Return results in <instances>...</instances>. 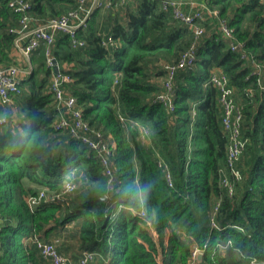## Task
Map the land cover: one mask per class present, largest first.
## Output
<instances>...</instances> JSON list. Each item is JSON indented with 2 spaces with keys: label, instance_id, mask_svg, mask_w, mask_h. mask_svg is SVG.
<instances>
[{
  "label": "trees",
  "instance_id": "16d2710c",
  "mask_svg": "<svg viewBox=\"0 0 264 264\" xmlns=\"http://www.w3.org/2000/svg\"><path fill=\"white\" fill-rule=\"evenodd\" d=\"M28 1L35 22L77 7L75 0ZM207 5L218 14L205 12L195 62L177 70L171 90L164 65L177 61L195 34L162 0H113L78 28L85 44L57 32L50 46L34 50L20 91L0 102V264H53L39 241L68 257L76 247L73 260L92 252L90 264H264V0ZM19 17L0 1V66L28 65L15 44ZM223 19L249 58L231 49ZM48 50L72 77L65 88L90 136L100 131L110 147L112 190L98 152L56 127L70 112L55 104ZM252 57L263 64L259 73ZM213 72L228 75L243 109L242 178L231 194L221 183L229 134ZM164 92L173 107L159 99ZM67 181L76 186L63 200L30 205V196L60 192ZM195 244L204 249L201 261Z\"/></svg>",
  "mask_w": 264,
  "mask_h": 264
},
{
  "label": "built area",
  "instance_id": "2783aa9c",
  "mask_svg": "<svg viewBox=\"0 0 264 264\" xmlns=\"http://www.w3.org/2000/svg\"><path fill=\"white\" fill-rule=\"evenodd\" d=\"M2 1V0H0ZM9 6L15 11L20 13L19 24L20 27L17 31L15 44L17 46L18 54L28 61L27 66L20 65H8L0 66V102L9 103L12 101L13 93L20 91V86L23 78L30 74L32 71L31 56L37 47L41 43L51 45L57 32L67 33L71 36L74 46L85 44L84 40L78 39L77 30L81 26L85 25L89 16L94 12L97 7H109L113 4V0H75L77 7L69 9L65 14L58 17H51L44 22H35L30 14L31 3L28 0H5ZM125 1V0H121ZM164 8L170 9L173 16L187 24H189L195 34V40L192 45L182 53L181 57L174 62L165 63L164 68L167 71V78L165 80V86L168 90H171L173 80L177 70L180 68L190 66L196 59V42L205 33V26L203 20H205V12L218 14L217 9H210L206 4H203L196 8L193 12H188L183 8L182 0H162ZM34 21V22H33ZM221 28L224 34L231 38V49L241 52V58H249L245 43L241 40H237L234 36V29L228 25L226 19L221 21ZM110 37L108 40H104V44H108V41H112ZM48 62L53 67V59L50 51L48 50ZM256 65V71L259 73L263 67V64L252 57ZM72 77L70 74L62 72L59 67V72L55 73L51 82V90L55 96V104L58 108H67L70 115H64L56 123L57 128H69L70 132L76 138L81 139L89 147L95 149L98 155L101 157L106 165V174L110 176L109 182L112 186V170L108 166V154L110 153V147L103 138V134L100 131L96 132V136H90V130H93L89 123L83 118L82 111L77 107V99L74 95L69 94L65 88V83L70 82ZM210 81L216 85L219 89V101L223 107V124L229 134V144L227 150V170L224 171L221 183L228 188L230 194L234 190V181L241 180L242 173L237 168V161L240 158L246 144V139L242 135V121H243V109L237 104L234 97V88L230 83L227 74L222 72H213L210 76ZM264 88V85L262 86ZM159 99L164 101L169 106L171 104V98L168 92L159 94ZM123 118V117H122ZM6 121V117L0 115V123ZM147 132V131H145ZM168 177L170 178L169 174ZM75 183L67 181L60 192L49 193L46 189H41L37 195L30 196L28 201L32 207L43 201H60L64 199V196L73 191ZM218 205L215 206V209ZM145 211L143 215H145ZM212 226L218 227V223L215 220L211 222ZM207 244L205 245V247ZM39 247L45 257L49 258L53 264H90L93 258V253L84 251L82 257L79 260H73L70 257L60 253L57 247L53 243H47L39 241ZM199 245L195 244L193 248V257L195 258L199 252H203Z\"/></svg>",
  "mask_w": 264,
  "mask_h": 264
},
{
  "label": "crops",
  "instance_id": "0c3cea01",
  "mask_svg": "<svg viewBox=\"0 0 264 264\" xmlns=\"http://www.w3.org/2000/svg\"><path fill=\"white\" fill-rule=\"evenodd\" d=\"M182 2H183V8L188 12H193L194 10H196V8H198L199 6L203 4L207 5V0H182ZM68 255L72 258L74 257L76 258L77 256H79V253L76 247H73V249H70L68 252Z\"/></svg>",
  "mask_w": 264,
  "mask_h": 264
},
{
  "label": "water",
  "instance_id": "95a60500",
  "mask_svg": "<svg viewBox=\"0 0 264 264\" xmlns=\"http://www.w3.org/2000/svg\"><path fill=\"white\" fill-rule=\"evenodd\" d=\"M53 63H54V66H53L54 72H55V73L59 72V64H58L56 58L53 59ZM105 197H106V198H105ZM107 198H108V195L106 194V195L104 196V199H107ZM202 257H203V252H199V253L197 254V258H198V260L201 261V260H202Z\"/></svg>",
  "mask_w": 264,
  "mask_h": 264
},
{
  "label": "rangeland",
  "instance_id": "374dc122",
  "mask_svg": "<svg viewBox=\"0 0 264 264\" xmlns=\"http://www.w3.org/2000/svg\"><path fill=\"white\" fill-rule=\"evenodd\" d=\"M20 59H22V57ZM157 256H158V259L159 260H162L163 259V256H164V248L161 245L159 247V252H158Z\"/></svg>",
  "mask_w": 264,
  "mask_h": 264
},
{
  "label": "clouds",
  "instance_id": "9594fccd",
  "mask_svg": "<svg viewBox=\"0 0 264 264\" xmlns=\"http://www.w3.org/2000/svg\"><path fill=\"white\" fill-rule=\"evenodd\" d=\"M22 138L26 139L27 138V133H21L20 134ZM148 187H150L149 185H146L145 188L147 189ZM106 198V197H105Z\"/></svg>",
  "mask_w": 264,
  "mask_h": 264
}]
</instances>
